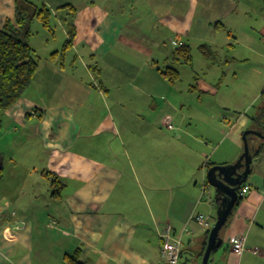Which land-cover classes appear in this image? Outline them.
<instances>
[{"label":"crops","instance_id":"0c3cea01","mask_svg":"<svg viewBox=\"0 0 264 264\" xmlns=\"http://www.w3.org/2000/svg\"><path fill=\"white\" fill-rule=\"evenodd\" d=\"M29 1L61 18L67 12L61 6L71 4L75 38L65 54L63 45L58 51L60 69L58 55L50 56V64L39 63L23 96L0 115V264H73L67 256L75 252L76 264H161L166 223L181 236L182 258L195 259L216 220L207 170L236 161L257 108L247 115L232 96L217 101L215 111L199 106L188 113L175 87L181 76L175 65H189L198 75L216 64L221 77L242 59L236 50L242 39L247 53L263 58L264 50L254 44L264 43V9L248 11L244 0ZM245 15L254 27L239 37L232 21ZM15 17L16 0H0V27ZM173 39L191 52L206 44L213 56L202 55L199 65L194 55L190 64L181 62ZM78 61L93 81L77 80ZM168 66L179 72L174 83L163 74ZM46 72L66 73L59 97H45L47 82L39 73ZM219 82L217 94L223 88ZM260 83L262 98L264 78ZM213 88L203 81L192 86L201 95ZM171 118L177 129L168 128ZM185 119L196 123L189 126ZM197 122L205 126L203 133H196ZM181 138L187 140L182 147ZM260 159V153L253 158L246 181L251 190L223 229L221 245L227 249L211 253L208 264H264ZM56 177L64 184L58 199L51 196ZM196 214L204 215L206 224L195 220ZM236 235H245L241 253L231 244ZM255 247L260 253L252 251Z\"/></svg>","mask_w":264,"mask_h":264},{"label":"rangeland","instance_id":"374dc122","mask_svg":"<svg viewBox=\"0 0 264 264\" xmlns=\"http://www.w3.org/2000/svg\"><path fill=\"white\" fill-rule=\"evenodd\" d=\"M264 0H244L245 6L248 11H252L256 9L258 11L259 9H264ZM67 11V10H66ZM63 12H61L62 14ZM249 16H244L243 18L238 17L237 20L232 21L233 23V32L239 36H245L251 33V27H254L252 23H254V20L251 18H248ZM62 18L61 16H57V14H52L50 17V26L52 28V31L47 30L43 27L41 22L37 18H33L30 21V33L28 42L30 46L35 50V54L37 57H39V63L41 65L47 63L50 64L52 61L50 60V56L54 51H60L66 37L65 33L63 31V25L61 22ZM249 33V34H248ZM220 35L224 36L227 33L225 31H220ZM250 39V38H249ZM256 48L264 50V43L258 42L254 44ZM236 50L240 52L241 58L235 61L234 64L228 65L226 69V75H223L220 77L221 69L217 67L216 64H207L206 68L201 70V72L198 73V75H195L192 71L191 66L185 65V64H179L176 67L179 68V71L181 73L179 81L175 84V87L180 91V99L182 101L183 106L181 108H185L189 110L188 113L192 111H197L199 109V106L201 109H209V107L215 111L217 110V101L220 99H227L232 98L236 96L238 98V103L236 107H240L239 109H244L242 107L246 108L247 115H252L255 113L256 108L262 104H264V95L262 98L260 97L262 83L261 78H264V74L260 76V71L264 68V57H256L252 56L251 53H247L244 42L242 39V42L239 43V45L236 47ZM67 64L70 62V59L73 56L72 51H69L67 53ZM192 55L196 57L195 65H199L200 63H203V54L201 53L199 47L192 48ZM201 59V60H199ZM208 59V58H207ZM206 60V59H205ZM57 66V69H60V62L61 57L59 56L57 60L55 61ZM83 64H81L80 61H78L75 65L76 69L78 70V74L81 77L80 79H77L78 81H93L94 77H91L84 73ZM66 74V73H64ZM61 73H52V72H46V73H39L40 78L42 81L47 82L46 86L48 87L47 90L44 92L45 97H59L58 96V86L59 82L66 79V75ZM68 81H72V79L67 77ZM201 81L207 83L209 86L213 85V90H211L210 94L207 95H201L202 93L197 91H194L192 89V86H196L198 83H201ZM221 81V87H223L219 93L217 94V83ZM220 83V82H219ZM200 85V84H199ZM198 85V86H199ZM204 89V88H203ZM256 93L257 98L252 97ZM217 95V97H215ZM198 97L204 98V102L202 105H199V101L197 100ZM240 98L243 99V103L241 104ZM255 98V99H254ZM254 99V100H253ZM244 105V106H241ZM186 111H183L184 113H187ZM210 111V110H209ZM244 111V110H242ZM182 111L179 112V114H176L177 117L183 113ZM218 122L221 120V108L218 110ZM188 113L186 115H188ZM245 113V112H244ZM172 119V118H171ZM169 119L166 123L172 124L177 129V121L175 119ZM185 124H190L189 126L193 125L194 120H188L185 119ZM188 126V127H189ZM205 126L201 122H197V134L203 133L205 129ZM203 129V130H202ZM174 134V133H173ZM208 134V131H207ZM209 135V134H208ZM187 140L185 138H181L180 145L185 146L183 142H186ZM204 143H207L203 140ZM242 153V152H241ZM260 163L263 164L264 160V150L260 152ZM53 175V174H51ZM52 186V183H51ZM40 187H43V184L40 185ZM52 189V187H51ZM163 231V230H162ZM161 231V233H162ZM160 233V234H161ZM226 243L222 244L220 247L215 249L212 254H224V251H226ZM201 252L198 253L197 257L195 259H191L187 254L183 258H181L180 262L178 264H197L201 261L202 256H199ZM221 259V258H220ZM215 264H223V262L217 261Z\"/></svg>","mask_w":264,"mask_h":264},{"label":"trees","instance_id":"16d2710c","mask_svg":"<svg viewBox=\"0 0 264 264\" xmlns=\"http://www.w3.org/2000/svg\"><path fill=\"white\" fill-rule=\"evenodd\" d=\"M65 7L67 8V12L62 18V22L67 32V38L63 43L61 55L65 54L75 38V25L73 21L75 10L71 4H64L61 6V8ZM51 15V9L44 4L38 6L29 0H16L15 19H6L4 24L0 27V115L23 96L24 92L31 85L39 66V57H37L35 50L28 42L30 21L33 18H37L44 28L52 31L50 26ZM199 49L206 57L211 58L213 56L210 46L202 44ZM174 53L177 60L184 63H191L192 52L188 44L182 43L176 46ZM56 55L60 56V52L55 51L51 54L53 58H55ZM163 74L171 83L179 79V72L172 66L166 67ZM250 124V127L264 134V105L257 107L256 113L250 118ZM247 138L250 146L254 148L252 151L253 157L258 156V154L264 150V139L254 134H249ZM51 187V196L54 199L60 198V193L64 184L56 177L52 180ZM242 199L243 198L239 196L235 206L238 205ZM207 238L208 237H206V240L203 242L199 256L203 255ZM67 257L72 260L73 264H76L74 260L76 252Z\"/></svg>","mask_w":264,"mask_h":264},{"label":"water","instance_id":"95a60500","mask_svg":"<svg viewBox=\"0 0 264 264\" xmlns=\"http://www.w3.org/2000/svg\"><path fill=\"white\" fill-rule=\"evenodd\" d=\"M254 134L264 139V134L249 127L242 134L243 150L235 162L223 165H212L206 173L207 182L214 189V201L217 206L216 220L210 228L202 259L197 264H208L211 253L222 243V232L225 228L239 198L238 190L246 183L253 160V147L247 136Z\"/></svg>","mask_w":264,"mask_h":264},{"label":"built area","instance_id":"2783aa9c","mask_svg":"<svg viewBox=\"0 0 264 264\" xmlns=\"http://www.w3.org/2000/svg\"><path fill=\"white\" fill-rule=\"evenodd\" d=\"M173 46H179L181 41L173 39L171 41ZM168 128L173 129L172 124H168ZM251 190V186L247 183L243 184L239 190L238 195L242 198L246 197ZM195 220L201 224H206V218L202 214H196L193 216ZM161 236L160 257L161 264H178L182 258V239L181 236L172 233V227L166 223ZM232 247L235 252L241 253L245 250V235H236L231 241ZM254 253H260V249L255 247L252 249Z\"/></svg>","mask_w":264,"mask_h":264}]
</instances>
